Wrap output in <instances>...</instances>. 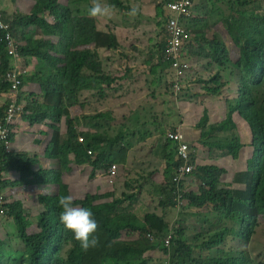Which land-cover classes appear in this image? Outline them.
Returning <instances> with one entry per match:
<instances>
[{
    "label": "trees",
    "instance_id": "16d2710c",
    "mask_svg": "<svg viewBox=\"0 0 264 264\" xmlns=\"http://www.w3.org/2000/svg\"><path fill=\"white\" fill-rule=\"evenodd\" d=\"M23 3L27 7L35 6L33 1H25ZM40 3L41 0L39 4H36V13H47L46 5H52L49 14L55 22L56 31L51 34V38L32 39L26 33H23V37L20 40L16 33L15 35L23 45L25 56L42 59L47 65L57 71L54 76L47 79L40 77L39 80L42 90L50 101L49 109L34 111V107L38 104L32 103V106L26 108L25 114V119L29 121H52V128L55 131L58 130L55 129V126L59 124L62 116L65 115L70 119L71 108L79 102L81 92L84 90H96L103 84L112 85L115 82V79L111 76L107 77L104 74L102 58L96 49L116 46V38L113 35H106L98 31L94 19L81 16L73 17L70 7L61 3L60 0H45V5H40ZM48 17L27 15L22 21L24 22L22 26L26 28L31 27V25L42 28L47 27L50 24ZM60 33L61 35H59ZM243 33L245 34L241 39H234L235 45L240 47L241 50L240 58L236 61L239 67L238 70L243 75V78L239 81V96H237L238 98L235 97L234 101L228 102L229 113L224 122L207 127L208 117L205 115L199 128L204 129V131L209 129L207 136L210 137L204 136V139L200 142L202 145L209 146L208 148L212 150L226 151L233 156H237L241 145L239 137L231 132L236 129L234 115L238 114L249 124L253 135L255 155L249 162V171L245 174L241 173L236 179V184H245L246 190L233 192L228 189H221L218 191L219 177L223 171L214 166H204L200 170L201 174L198 172V174L193 176L202 184L199 188H196L199 190L198 195L193 192H186L185 194L183 183L181 189L185 194L187 206L190 202L195 203L198 201L199 204L197 205L203 206V203L209 201L212 204L219 203L225 213H232V220L242 224L243 227L238 233V237L247 241L252 235L250 231L251 228L253 230L255 220L258 216H264V169H261L262 165L264 166V107L259 106L260 103L264 104V95L260 101H258L256 96V91L261 87L264 88V18H262L261 23L255 21L254 25H248ZM5 37V34L0 29V60L2 61L0 66V77L2 79L0 81V91L9 92L11 86L5 80V76L12 69L13 61L10 59L11 57L7 56ZM56 43L60 45V49L56 47ZM219 50L220 47H216L215 51L219 52ZM214 59V63L218 64V66L221 65L222 68L225 66V61L216 54ZM165 64L171 66V63ZM213 81L211 80L210 82L212 83ZM213 84H216V81ZM210 90L209 92L212 94H218L219 92V89L215 87ZM233 102L235 104H232ZM107 117L110 116L103 113L94 118ZM4 118L5 110H1L0 122ZM222 131L225 137L211 138L212 134L221 133ZM56 134L60 136L55 131L49 157L59 160L61 167L68 168L70 171L79 170L82 167L85 168V166L90 169L93 168L94 172L98 170L110 171L113 165L125 159L123 150L118 145V138L106 137L102 133H86V141L81 142V134L76 130H71L68 133V137L65 140L63 139V143H60V141L55 139ZM208 142L211 143L208 144ZM168 143L167 147H170L172 168H176L180 164L177 159L176 145L170 141ZM171 143L175 147H171ZM71 156L75 159L73 166H70L69 162V157ZM176 159L178 162H176ZM196 171H198L197 168ZM50 174L55 175L56 178L50 177ZM50 174L48 175V180L51 178L54 184L60 185L58 170L57 172L51 171ZM5 186L3 185L4 190H6ZM60 187L59 196L70 194L68 186L62 185ZM168 188L170 189L168 191L171 200L170 207L173 208L176 206L173 201L174 193L172 194L174 184L172 186L168 185ZM59 196L52 199L42 197L41 204L49 209L43 213L39 223L42 233L32 238L27 233L28 222L21 211V204L17 203L10 206V217L16 220L20 238L23 239L27 246L26 255L28 258H26L25 264H147L145 255L149 251H158L152 238H160V236L153 234L147 229H142L138 225V218L135 215L116 216L123 207L124 201L117 200L113 204L97 205L98 198L89 196L84 201L74 202V206L90 208L94 218L101 221L97 231L101 244L97 249L83 253L79 248L78 242L73 239V234L66 231L59 221L61 211L57 207ZM191 196L193 200H191ZM162 206L164 208L168 207L165 201H163ZM105 217H109L110 221L106 222ZM138 234H140L139 239H137ZM183 234L184 232L181 231L180 240L174 242L179 248L178 257L180 260L190 259L194 264H248L244 258L217 259L205 263L194 261L190 250L187 249L188 246L184 242ZM124 236L125 238L123 239ZM126 239H129V242L147 243L149 241L150 245L145 246V248L138 244L135 248L129 245V242L125 241ZM71 241H74L76 248L73 252H70L69 258L57 259L60 250H63L66 244ZM5 249V244L0 240V264H4V261L8 259L7 257H10L5 255ZM7 264H10V261Z\"/></svg>",
    "mask_w": 264,
    "mask_h": 264
},
{
    "label": "rangeland",
    "instance_id": "374dc122",
    "mask_svg": "<svg viewBox=\"0 0 264 264\" xmlns=\"http://www.w3.org/2000/svg\"><path fill=\"white\" fill-rule=\"evenodd\" d=\"M20 1H33L35 6L27 7V5H24V3ZM60 1L66 6L70 7L73 17L81 16L90 18L87 15V9L83 7V2L81 0ZM203 1L204 2L202 4L201 0H196L197 11L200 13L195 15V17L197 18V20L200 19V21H197L198 24L196 22L193 26L194 29L192 30V32L194 38H192V44L189 46L188 54L184 61V64L187 65V69L182 82L188 75L190 78H195L199 75L197 71L204 70L207 66L212 65L208 61L207 57L211 53L210 57L208 58L209 60L214 62V55L216 54L222 60H224L226 64L223 68L221 67V65H219L221 70L218 72V74L217 72H211V76L208 79L216 81V84H213L216 88H225L224 90L230 91V93L232 91L226 90V87H228L231 83L232 87L235 88L232 95L227 96V98H230V101L232 102L234 101L235 97L239 96V81L243 78V75L241 72H239V67L236 63V61L240 58L241 50L240 47L235 45L234 39H241L245 34L243 33V31L248 27V25H254L255 21L257 23H261L262 18H264V0ZM39 2L40 0H0V13L3 16V20L12 27L13 32L15 30L14 33L17 34V37L20 40L23 37V33H26L30 38L34 36L35 39H38V37L47 39L51 38V34L56 31V27L54 25L55 22L51 19L49 14L52 5H46L47 13H36V4H39ZM205 2H207L208 5L204 4ZM40 5H45V0H41ZM27 15L49 16L48 20L50 24L49 26L43 28L36 25H31L29 29H24L26 27L22 26L24 23L22 21ZM170 16L168 17V19L170 18ZM94 21L97 24V30L102 32L99 28L97 20L94 19ZM59 35H61V33ZM56 47L59 49L61 48L58 43H56ZM216 47H220L221 51H215ZM21 49L23 51V45L21 46ZM100 49L101 48H97L96 50L100 51ZM185 49L186 48L184 47V50ZM114 52L113 56L115 57L117 56V53ZM7 56L10 58L11 55ZM32 58L33 57L29 58L28 60L32 61ZM33 62V65L36 66L37 62H35L34 60ZM1 65L2 61L0 63V66ZM166 68L168 69V71L166 70ZM32 72V79L31 76L28 77V82L30 83H38V79H36L38 76L47 79L57 73V71L54 70V68H52L50 65H40L39 68L38 66H36V68L32 69ZM155 72L159 75L157 77H152L149 80V83L155 81L156 85L147 87L144 94L146 97L154 98L153 95L156 92L157 95L163 96V98L166 100L164 103L155 101L143 103L149 106H153L154 110L152 112V118L143 119L140 125H143L142 129H150L148 124H153V121L154 123L158 124V128L163 130L165 136V134L174 129V127L170 122V114H168L167 118L166 115L163 116L162 113L165 112L164 110H168L169 113L175 111L178 115L180 111L178 102L180 98L176 99V96L174 97V92L176 94V90L174 87H172V85L175 84L176 72L171 66H169V64H162L160 65V68H158V66H155ZM1 80L2 79L0 77V81ZM107 86L109 87L101 88L99 92L104 93L105 91V94L109 93V95L113 94V92L117 93L119 91L122 95L125 92L124 90H120L121 87H119V83ZM116 86L119 88V90H117ZM26 89L24 90V92L26 91ZM39 91L40 92L35 93V95L24 94V92L23 94H21V91V95H16V97H21L20 99L23 102L20 103H24L23 106L25 108L32 106V103H37L38 105L35 106L33 110L37 111L41 109L45 111L49 109L50 101L46 96V93H44V91L42 92L41 87L39 88ZM99 92H95L93 94H85L84 90L80 93L79 102L71 108L70 119L64 115L61 117L59 124L55 126V129H58L55 131L60 134V136H57V134L55 136V139L57 141L63 143V139L65 140L68 137V133L71 130H76L79 132V134H81L80 141H82L83 139V141L85 142L86 132H88V130H96L101 131L102 134L106 137L112 138V136H115L116 138H118V145L121 148L122 139L120 138L119 133L125 132L127 131V129L137 128L133 126L128 127L130 125L127 126V122L129 120L128 115L124 116L121 112H115V106H113L114 103L108 102L101 104V100H99L97 96H95ZM263 95L264 88L261 87L256 91L258 101L263 99ZM99 103L101 105H98ZM232 104H235V102H233ZM259 106L264 107V104L260 103ZM102 110L112 111L108 113L110 117L95 119L94 117L98 116ZM203 116L204 114H202L201 119H204ZM148 119L151 120L148 121ZM239 131V133H241V136H243L244 134L242 130L239 129ZM231 132L235 133L237 136L239 135L238 133H236V130H233ZM248 137L250 138L249 134ZM166 142L164 141L163 143H160V147L163 148ZM125 144L128 148L127 141H125ZM240 151L241 149L239 150V155ZM8 153L12 154L13 150L11 149ZM71 160L73 161V163L75 162L74 157H72ZM124 163L125 166L123 167ZM58 164L59 163H57V166ZM117 164L119 166V173L117 172L115 176H112V174L108 170H105L107 172V175L104 176L101 175V172L104 171L98 170L94 172L88 167H86V170L89 171L83 170L81 174V171L71 172L70 169L62 168L60 165L58 170V174L60 175V185H53L55 189L52 190V195L48 198L52 199L59 196L61 191L60 186L66 185L69 187V192L73 196L74 202L83 201L88 196V193H90L89 191H95L97 186L95 181L97 182L99 180L98 182L100 186H103L104 189L102 193H105V195H108L109 197L108 199H106V201L112 200L111 202H113L115 200H122L125 202L116 216L135 215L138 218L137 223L142 229L151 231L153 234L160 236V238L164 241H166V237L169 234V230H166L167 227L169 225L177 226V228L170 232L173 237L172 244L166 248L165 243L162 242L161 245H163L165 249L158 248V251L156 252L149 251L145 255V257L147 258V264H194L190 259L180 260L178 258L179 248L174 242L180 240L179 235L181 231L184 232V242L188 246L187 249L190 250L194 261L205 263L217 259L244 258L248 262V264H264V216H258V218L255 220L253 230L251 228L250 231L252 235L249 240L246 241L244 239H240L238 237V233H240L243 228L242 224L234 222L232 220L233 214L225 213L221 209V205L219 203L212 204V202L207 201L202 204L204 207L198 208V201L195 203L190 202L191 205L189 204L188 206H184L182 208L180 207L181 209L175 208V210H171L163 208V201L166 202V205H171V200L168 194V191L170 189L168 188L167 175L164 176L161 184L160 182H157L156 177H154V182L151 183L152 187L147 191V199L146 197H144V193H142L145 189L144 185L142 184H144L145 182L139 183L138 180L136 182L129 183L128 181V158H126V161L125 159L120 160ZM262 167L264 168L263 165ZM222 174L223 178L225 179L219 181L218 191L221 189H228L233 192L238 190L241 191L240 189H237L239 188V186H237L235 182L232 183V175L230 178H227V174L225 172ZM51 177L56 178L55 175H51ZM140 184L143 191L137 192V186ZM188 185L193 189L199 188L198 182L197 184L195 182H190L188 183ZM87 187L88 190L85 191ZM98 191H96V193H98ZM184 192L186 194V189L184 190ZM41 199L39 200L40 203ZM205 205H207V207H205ZM192 206L197 207L196 209H194L197 211H192ZM37 208H39L37 214H31L33 210L24 212V216L26 217L28 222L27 233L30 238L36 237L37 235L42 233V230L39 227V223L41 222L43 213L49 209L46 208V206H44L43 204H41V206L39 205V207ZM21 210L24 211L23 207ZM8 218L9 217L0 219V240L5 244V255L13 257H7L8 259L4 261V264H7L8 261H10V264H25L26 258H28V256L26 255L27 246L23 239H20L19 237L20 232L17 224L10 222L9 225L5 223ZM105 220L106 222H109L110 218L105 217ZM177 220H179V222H177ZM96 221L98 225L101 224V221L97 219ZM6 230L12 231L14 233L9 235L6 233ZM124 238L125 236L123 237V239ZM139 238L140 234L137 235V239ZM125 241L129 242L130 240L126 239ZM138 244L144 247L150 245L149 241L147 243L129 242V245L135 248ZM154 246H156L155 243ZM75 248L76 245L74 241L68 242V244H66V247L63 250H60L57 259H68L70 252H73Z\"/></svg>",
    "mask_w": 264,
    "mask_h": 264
},
{
    "label": "crops",
    "instance_id": "0c3cea01",
    "mask_svg": "<svg viewBox=\"0 0 264 264\" xmlns=\"http://www.w3.org/2000/svg\"><path fill=\"white\" fill-rule=\"evenodd\" d=\"M81 1L83 2V7L86 9L91 5V0ZM201 1L203 4L204 1ZM104 2L115 5L114 14L110 19H101L97 20V22L103 33L113 35L116 38V46L112 47V49L102 47L98 52L102 58L104 74L107 77L111 76L115 79V82L112 85L119 83V87H121L120 90H124L125 92L122 95L120 94V91L117 93L113 92L111 95H109V93L105 94V91L104 93H100L99 91L101 88L109 87L107 84H103L96 90H85V94L99 92L95 96L101 100V104L108 102L114 103L113 106H115V112H121L124 116L128 115L129 120L127 126L130 125L128 127L133 126L137 128L127 129L125 132H120L119 136L122 139L121 148L125 155V161L126 158H128V181L129 183L138 180L139 183L145 182L142 184L145 188L144 192H142L141 184L137 186V192L141 191L144 193V197L148 199L147 191L151 189V183L154 182V177H156V181L161 184L164 175L166 176L167 173L174 170V167L172 168L170 157V147H167L168 141L166 139V134L164 136L163 130L158 128V124L153 121V124H148L150 129H142L143 125H140L143 119L152 118V112L154 110L153 106L143 103H149L151 101L164 103L166 100L163 96L157 95L156 92L153 95L154 98L146 97L144 92L147 87L156 85L155 81L149 83V80L152 77H157L159 75L155 72V66L160 68V65L165 64L160 60V57L166 46V21L170 16V13L164 8L166 0H104ZM204 4L208 5L207 2ZM133 6L138 7L140 13L135 17H130L127 13ZM198 13L200 12L197 11L195 0L193 16L184 22L190 30L192 38H194L192 32L194 29L193 26L197 21H200V19L197 20L195 17ZM32 38L35 37L32 36ZM191 44L192 42L184 51V61ZM113 52L117 53V56L114 57ZM210 55H208V57H210ZM208 57L207 59L212 65L209 64L210 66H207L204 70L197 71L199 75L195 78H190L188 75L183 81V87L180 88L178 92L175 88V84L172 85L176 90V94L174 92V97L176 96V99L180 98L178 101L180 106V111L178 113L179 117L177 112L172 111L169 113L168 110H164L165 112H163L162 115H166L168 118V114H170V122L174 127L172 130L181 132L185 136L186 142L190 147L195 149V152L193 151L194 153L191 155V162L198 171H196L194 175L198 174V172L200 173V170H202V167L204 166H214L223 171V173L225 172L227 178H230L232 175V183H236L238 175L241 173L245 174L249 171V162L255 155L253 135L249 124L238 114H235V130L237 131L236 133L239 134L238 137L241 145L240 155L239 152L237 156H233L226 151L217 149L212 150L208 148L209 146L206 147L200 143L204 139V136H207L209 130L206 129V131H204V129L199 128L202 121V114H204V116L207 115L208 117L207 127L224 122L229 113L228 100L230 101V98H227V96L232 95L235 88L232 87L230 83L229 86L226 87V90H231V93L230 91H225V88L221 89L219 87L217 88L219 89L218 94H212L209 92L212 87H215L213 82H210L212 79H208L211 76V72H217L218 74L221 69L216 63L209 60ZM29 58H31V56L24 55V59L21 63L23 69L28 71L24 76L26 84L22 89L21 94H23L24 90L27 88L24 94L35 95V93L40 92L39 88L41 87V83L39 80L41 76L36 78L38 79V83L28 82V77L31 76L32 79L33 68H36V66L39 68L40 65L47 64H45V61L37 57H33L32 61L28 60ZM33 60L37 62L36 66L33 65ZM166 70L168 71L167 68ZM116 88L119 90L117 86ZM12 98L13 96L10 92L0 91V111L5 110L7 103H10ZM20 98L21 97H18V100L23 102ZM101 104L99 103L98 105ZM103 112H106L104 114H108L112 111L102 110L100 114H103ZM150 120L151 119H148V121ZM239 129L242 130L244 134L243 136L239 133ZM86 133L102 132L88 130ZM223 134V131L221 133L216 132L211 135V138L225 137ZM248 134L250 135V138L248 137ZM54 135L55 131L52 128V121H29L23 116L13 126V153L7 155L4 154L3 156L6 167L3 172L5 178L4 186H7H5L6 193L11 204L20 203V206H22L24 210H21L23 213L33 210L31 214H37L39 209L37 207H39V205L41 206L39 201L41 197H51L52 190L55 189L53 185L56 184L53 183L51 178L48 180V175L51 171L57 172L61 165L59 160L51 159L49 157ZM112 138L116 137L112 136ZM125 141L128 142V148ZM164 141L167 142L165 146L161 148L159 144ZM210 143L211 142H208V144ZM170 146L173 147L174 144L171 143ZM71 158L72 156L69 157V162L70 166H73L75 162L73 163ZM176 162H178L177 159ZM57 163H59L58 166ZM124 166L125 163L123 167ZM86 167L87 166H85V168L82 167V169H79L78 171L71 170V172L81 171L82 174L83 170L89 171L86 170ZM91 170L93 171V168H91ZM101 175L105 176L107 175V172H101ZM49 176L51 177V174ZM193 176L188 180L183 181V184L186 192H193L198 195L199 190L190 188L188 185L190 182L197 183L199 181ZM223 179L225 178H223L222 174V176L219 177V181H222ZM97 182L95 181L97 185L95 191H89L90 193H88L87 197H97V205L113 204L117 201H106L109 197L108 195H105V193H102V191H104L103 186H100L99 182ZM236 185L239 186L237 189H240L241 191L246 190L245 184L240 183V185ZM87 190L88 187L85 191ZM96 191H98V193H96ZM191 200H193L192 196ZM170 206L171 205H168L166 209L175 210V207L171 208ZM197 207L202 208L204 206L200 205ZM197 207L192 206V211H197L194 210ZM205 207H207V205H205ZM10 222L17 224L16 220L12 217H9L5 223L10 225ZM177 222H179V220H177ZM173 226L174 225L166 226V230H169L170 233L177 228V226ZM6 233L10 235L14 232L6 230Z\"/></svg>",
    "mask_w": 264,
    "mask_h": 264
},
{
    "label": "built area",
    "instance_id": "2783aa9c",
    "mask_svg": "<svg viewBox=\"0 0 264 264\" xmlns=\"http://www.w3.org/2000/svg\"><path fill=\"white\" fill-rule=\"evenodd\" d=\"M194 4V0H167L164 5L166 10L171 13V16L166 22V46L160 60L165 63H171V67L176 72L175 88L177 92L182 88L181 79L184 78L187 69V65L184 64L183 60L185 51L184 47L186 48L192 41V34L184 22L193 16ZM0 29L6 36L5 42L7 43V54L11 55L10 59L13 61L12 69L8 71L5 76V80L10 83L11 87L9 92L12 94L13 98L11 102L6 105L5 118L0 122V218L3 219L10 213L9 206L11 205L6 190L3 189L5 182L3 173L5 167L3 154L10 152L12 149L13 126L26 113V108L19 103L16 95H19L24 88L26 84L24 76L28 71L21 66L24 59V50L22 51L21 49L22 44L17 39L12 27L3 20L1 13ZM166 138L176 145L177 158L181 162V164L178 165V168L171 171L168 179L171 184H174V202L176 203L177 208L181 209L187 204L184 196L185 194L181 189L182 183L192 177L196 172V167L191 162V155L195 152V149L190 147L183 134L179 131L168 132ZM81 142H84L83 139ZM118 170L119 167L113 165L109 172L112 176H115L117 172L119 173ZM172 238V235L169 233L166 241L154 237L152 238V241L157 248H164L163 245H161L162 242L165 243L167 248L172 244Z\"/></svg>",
    "mask_w": 264,
    "mask_h": 264
},
{
    "label": "clouds",
    "instance_id": "9594fccd",
    "mask_svg": "<svg viewBox=\"0 0 264 264\" xmlns=\"http://www.w3.org/2000/svg\"><path fill=\"white\" fill-rule=\"evenodd\" d=\"M114 11H115V5L108 4L104 2V0H91V5L87 8V15L95 20L110 19L113 16ZM139 13H140V9L138 7L133 6L130 9V11L127 13V15L130 17H135ZM182 87H183V82H182ZM115 165L118 166V164ZM261 169L264 168L261 167ZM170 173L167 174L168 179ZM167 182L168 185L172 186L169 180ZM200 185L202 184L199 183V186ZM173 201H174V195H173ZM57 207L61 209L59 214L60 223L63 225L66 231L71 232L73 234V239L76 242H78L79 248L83 253H88L90 250L97 249L100 246L101 240L100 237L97 235L99 226L90 208L74 206V198L71 194L59 196L57 200ZM176 207L177 206H175V208ZM7 217H10V213L8 214Z\"/></svg>",
    "mask_w": 264,
    "mask_h": 264
}]
</instances>
